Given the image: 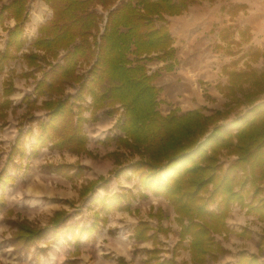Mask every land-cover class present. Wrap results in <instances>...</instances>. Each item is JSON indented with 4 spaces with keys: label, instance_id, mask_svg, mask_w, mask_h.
Here are the masks:
<instances>
[{
    "label": "trees",
    "instance_id": "16d2710c",
    "mask_svg": "<svg viewBox=\"0 0 264 264\" xmlns=\"http://www.w3.org/2000/svg\"><path fill=\"white\" fill-rule=\"evenodd\" d=\"M30 1L10 0L0 6V27H4L5 20H14L5 29L6 41L0 48V74L25 46L24 25ZM43 1L50 7L51 16L38 25L31 49L22 53L28 68L35 67L42 76L22 102L28 106L40 100L46 112L44 117L30 115L19 123L6 163L13 162L15 155L19 159L32 158L43 147L86 152L83 124L88 118L83 112L89 110L90 117H95L104 106L118 104L122 107L116 120L119 134L106 136V140L138 153L139 158L114 174L130 170L143 190L168 201L180 227L178 243L188 238L192 260L205 264L207 256L214 258L223 249L215 236H226L231 231L226 218L233 204L264 221V197L260 196L264 181V100L229 124L219 122L223 116L220 111L207 115L200 108L180 111L174 107L165 114L158 110L160 88L154 83L157 72H150L146 61L153 54L162 60L173 58L175 48L167 16L178 15L201 0ZM60 51L63 54L59 58ZM81 64L86 66L85 72H77ZM165 68L171 70V64ZM22 75L30 76L32 72ZM241 77L240 72L234 75L236 80ZM68 84L76 85L74 94L65 93ZM13 92L12 82L4 79L0 86V114L12 105ZM24 121L28 125L25 130ZM30 136L33 142L27 153L24 143ZM223 152L233 157L226 166L220 160ZM12 166L15 167L13 163ZM66 168L59 172L78 174L68 173L70 165ZM15 178L5 167L0 170L1 186ZM106 180L100 176L83 184L80 196ZM128 198L124 191L106 193L99 201L101 217L96 213L90 225L81 227L78 234L92 232L99 220L105 222L110 211L124 210ZM63 212H54L43 227L25 219L12 221L13 249L28 252L64 221ZM149 230L145 221H139L133 236L137 240L149 239L154 236L148 234ZM164 263L173 264V259H163ZM63 264H75V260ZM235 264L264 263L256 255L242 252Z\"/></svg>",
    "mask_w": 264,
    "mask_h": 264
},
{
    "label": "rangeland",
    "instance_id": "374dc122",
    "mask_svg": "<svg viewBox=\"0 0 264 264\" xmlns=\"http://www.w3.org/2000/svg\"><path fill=\"white\" fill-rule=\"evenodd\" d=\"M9 1L0 0V6ZM98 10L103 15L107 13L102 11L100 7ZM26 16L24 32L27 41L25 46L0 74V86L4 79L10 80L14 86V92L10 95L12 105L0 114V170L5 167L11 175L16 176L13 182L4 187L0 185V195L2 194L0 202L3 203L0 208V264H63L68 260H75V264H83L84 260L88 258L86 254H89V260H91L90 262L86 261L87 264L114 263L120 256L130 257L131 264L139 263L141 254L146 247H137L139 243L131 238L134 218L136 219L140 213L147 211L148 207L160 208L157 202L159 201V204L163 206V211L171 212L173 218H168L167 213L161 220H158L157 217H151V226L154 227L158 224L166 226L167 229L178 226L171 205L163 199L157 200L151 197L150 192H138V199H134L138 213L128 217L119 209L112 210L106 214L108 217L106 216L105 222L99 220L98 227L92 231L90 239L86 237L89 235L88 233L78 234L79 227L88 226L92 221L93 209L96 206V204L91 205V202L88 203L89 199L85 196H80L79 190L83 184L103 176L107 179L104 182L106 185H101L99 192L97 191L98 194H102L106 190L111 192L116 189V184L128 183L137 178L131 173L125 177V171L114 174L115 170L121 166L139 158L138 153L117 147L112 140H106V136L113 137L119 134L116 127V120L121 114L117 107L118 104L114 107L111 105L104 106L96 112L95 117H90L89 110L83 112L88 118L83 124L84 132L87 135L86 152L74 153L66 149L43 147L32 158L19 159L15 155L13 162L6 163L9 150L20 129L19 123L28 119L30 115L36 118L44 117L46 112L40 107V100L28 106L22 102V97L32 94L35 81L42 76L35 67L28 68L22 53L31 49L30 43L37 34V27L50 18L51 9L43 0H31L27 7ZM13 24V19H7L4 27H0V48L4 47L6 41L7 31L5 29ZM191 38V36L186 35L182 43H178L179 52L186 45L188 46L180 58L181 60L184 59L191 69L195 68L198 72H190L186 73L185 76H180L176 73L178 66L175 67V71H166L163 66L159 65L160 60L155 54L146 61L149 70L157 72L154 83L160 88L158 110L165 114L167 110L175 106L180 111L192 107L200 108L207 115L220 111L223 116L219 122L229 124L246 108L244 106L245 101L250 100L244 98L246 89H237L234 93L218 96L217 100L205 96V87H208L210 83L201 72L204 66H197L196 59L202 58L203 60L207 56L203 51L196 53V46L201 40L198 37L195 40ZM62 52L60 51L59 58ZM176 63L175 61L174 64ZM25 71H31L32 75L23 76L22 73ZM262 82L264 85V80ZM64 91L74 94L76 85L68 84ZM259 92L260 90L249 93V97L254 98ZM200 95L204 102L199 104L197 96L200 97ZM228 102H233V104L228 106ZM199 105L201 107H197ZM111 123V128L102 131ZM27 126L26 121H24L23 130ZM32 142L33 136L25 138L26 152L30 151ZM232 159L233 157L225 152L220 157L223 166H226ZM12 163L15 167L12 166ZM67 165L71 166L68 173L77 171L78 174L69 176L60 173V170H67ZM72 168L75 170L70 171ZM136 193L137 191L134 192L135 195ZM60 210L64 211V221L59 224L56 230L50 231L28 252L13 249L10 238L15 228L11 224L12 221L25 219L32 225L43 227L50 221L54 212ZM97 215L101 217L99 214ZM226 221L231 231L226 236H215L223 249L214 258L207 256L205 264H235L242 252L248 255H256L260 263H264V221L253 213L245 212L238 204L231 206ZM242 230H246V232L239 235ZM159 234V247H168L167 241L162 240L166 239L167 235ZM122 237H125L126 240H123ZM184 243L187 244L188 240L185 239ZM120 244L124 245L126 249L124 253L114 250V247L116 249ZM111 245L113 250H111ZM144 245L149 247L152 244L147 241ZM80 251H83L85 255L78 256ZM70 256L74 257L69 259Z\"/></svg>",
    "mask_w": 264,
    "mask_h": 264
},
{
    "label": "crops",
    "instance_id": "0c3cea01",
    "mask_svg": "<svg viewBox=\"0 0 264 264\" xmlns=\"http://www.w3.org/2000/svg\"><path fill=\"white\" fill-rule=\"evenodd\" d=\"M167 18L168 29L173 38L172 46L175 48V52L173 58L171 59L166 58L165 60H162L158 58L160 60L159 65L163 66L164 70H166V64L169 63L172 67V70L170 71H175V67L178 66L176 73L180 76H185L186 73L190 72H198L195 68L191 69L189 67L190 65H187L185 60H181L180 58V56H183L185 51L188 49V46L186 45L182 51L179 52L178 45V43H182V40L186 37V35L191 36V39L193 40L198 37L201 42L196 46V53L203 51V53L207 56V58L203 60L202 58L196 59L197 66H204V69H201V72L210 83L208 87L204 86L206 88V90H204V93L206 94L205 96L210 99L217 100L218 96H222L224 94L226 95V93H234L237 89H246L244 98L250 100L245 101L244 106H246V108H244L239 114L243 113L253 104L264 100V97H262V95H264V85L262 82L264 80V0H201L197 3L189 5L182 13L167 16ZM175 61L177 62L176 64H174ZM239 72L242 73L241 80H236L234 75ZM247 89L249 90L247 91ZM258 90H260V92L254 98L249 97V93L251 94L255 91L257 92ZM197 99L199 104L204 102L201 95L200 97L197 96ZM228 103V106L233 104V102ZM174 107L175 106L171 108ZM197 107H201V105ZM168 111L169 110L165 113ZM111 127L112 123L109 124L106 129L103 128L102 131H106ZM112 141L114 142V140ZM74 170L75 168H72L70 171ZM7 172L10 174L9 171ZM128 174H130V170L125 172V177H128ZM137 184L138 179L136 178L128 183L122 182L118 185L116 184V189L111 192L106 190L105 193L103 192L102 194H98L97 191L99 192V187L101 185H106L104 183L100 184L99 182L94 191L85 195V197L89 199L88 203L91 202V205L96 204L93 209L92 220L94 219V215L96 213L101 216V212L99 211L100 199L106 193L118 191H124L129 196L126 201L128 205L124 210H121V212L126 214L128 217H130L131 214L138 213L137 205L134 203V199H138V192L149 193V191L142 190ZM261 185L264 190V181ZM135 191H137L136 195L134 194ZM149 195L157 200L163 199L168 202L161 196H154L150 193ZM260 196L264 197L263 191ZM157 202L160 208L155 206H152L151 208L148 207L147 211L140 213L136 219H133L134 225L131 238L139 243L137 244V247H146L144 252L141 254L140 262L134 264H162L163 259L169 258L173 259V264H198L191 258L188 243H184L185 239L188 240V238H184L182 242L178 243L180 239L179 225L171 227L170 229H167L166 226L158 224L154 227L151 226V217H157L158 220H161L163 216H166L165 213H167L168 218H173L172 213L163 211V206L159 204V201ZM243 209L245 210V208ZM139 221H145L150 226L148 234H154L153 237L146 240H137L134 238V228ZM81 227H79V229ZM54 230H56V228L52 231ZM85 233L89 234L86 235L88 239L92 237V232L87 231ZM159 233L167 235V238L162 240L167 241L168 247H159ZM123 240L126 239L123 238ZM147 241H150L152 245H149V247L148 245H144ZM111 250H113L112 245ZM114 250L117 249L114 247ZM77 255H85V253L80 251ZM86 255L88 258L87 260H84L83 264H87V262L91 261L89 260V254ZM73 257L74 256H70L69 259ZM130 260V257L120 256L118 260L114 261V263L106 264H131Z\"/></svg>",
    "mask_w": 264,
    "mask_h": 264
},
{
    "label": "built area",
    "instance_id": "2783aa9c",
    "mask_svg": "<svg viewBox=\"0 0 264 264\" xmlns=\"http://www.w3.org/2000/svg\"><path fill=\"white\" fill-rule=\"evenodd\" d=\"M62 54H63V52L60 55H62ZM85 71H86V66L84 64H81V65L78 66L77 72H85ZM117 107H118V109H119V111L121 113L122 112V107H120L119 105H117Z\"/></svg>",
    "mask_w": 264,
    "mask_h": 264
},
{
    "label": "bare ground",
    "instance_id": "6f19581e",
    "mask_svg": "<svg viewBox=\"0 0 264 264\" xmlns=\"http://www.w3.org/2000/svg\"><path fill=\"white\" fill-rule=\"evenodd\" d=\"M32 203H35V202H32ZM123 238H125V237H122V239ZM116 249H117L118 252H122V253H124L125 250H126L125 247H124V245H122V244H120L119 246H117Z\"/></svg>",
    "mask_w": 264,
    "mask_h": 264
}]
</instances>
